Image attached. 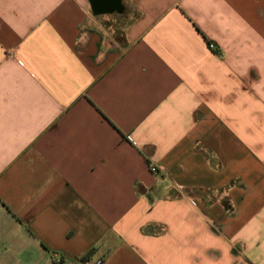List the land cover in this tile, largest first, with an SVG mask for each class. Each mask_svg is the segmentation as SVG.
Listing matches in <instances>:
<instances>
[{
    "label": "crops",
    "instance_id": "crops-1",
    "mask_svg": "<svg viewBox=\"0 0 264 264\" xmlns=\"http://www.w3.org/2000/svg\"><path fill=\"white\" fill-rule=\"evenodd\" d=\"M56 253L264 264V0H0V264Z\"/></svg>",
    "mask_w": 264,
    "mask_h": 264
},
{
    "label": "built area",
    "instance_id": "built-area-1",
    "mask_svg": "<svg viewBox=\"0 0 264 264\" xmlns=\"http://www.w3.org/2000/svg\"><path fill=\"white\" fill-rule=\"evenodd\" d=\"M103 263H104L103 257H94L92 255H87L80 258H68L56 253L54 256V264H103Z\"/></svg>",
    "mask_w": 264,
    "mask_h": 264
}]
</instances>
